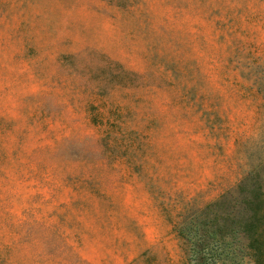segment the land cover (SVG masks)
I'll use <instances>...</instances> for the list:
<instances>
[{
  "label": "rangeland",
  "instance_id": "obj_1",
  "mask_svg": "<svg viewBox=\"0 0 264 264\" xmlns=\"http://www.w3.org/2000/svg\"><path fill=\"white\" fill-rule=\"evenodd\" d=\"M262 165L264 0H0V264H187Z\"/></svg>",
  "mask_w": 264,
  "mask_h": 264
},
{
  "label": "trees",
  "instance_id": "obj_2",
  "mask_svg": "<svg viewBox=\"0 0 264 264\" xmlns=\"http://www.w3.org/2000/svg\"><path fill=\"white\" fill-rule=\"evenodd\" d=\"M262 166L177 224L187 264H264Z\"/></svg>",
  "mask_w": 264,
  "mask_h": 264
}]
</instances>
